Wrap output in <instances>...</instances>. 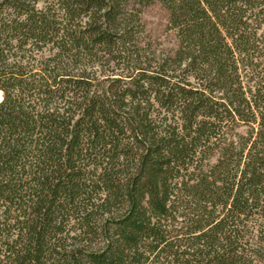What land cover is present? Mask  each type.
I'll list each match as a JSON object with an SVG mask.
<instances>
[{
	"label": "trees",
	"instance_id": "16d2710c",
	"mask_svg": "<svg viewBox=\"0 0 264 264\" xmlns=\"http://www.w3.org/2000/svg\"><path fill=\"white\" fill-rule=\"evenodd\" d=\"M0 92V264H264V0H0Z\"/></svg>",
	"mask_w": 264,
	"mask_h": 264
},
{
	"label": "rangeland",
	"instance_id": "374dc122",
	"mask_svg": "<svg viewBox=\"0 0 264 264\" xmlns=\"http://www.w3.org/2000/svg\"><path fill=\"white\" fill-rule=\"evenodd\" d=\"M141 19L146 32L152 37L156 46L174 49L177 39L171 29H167L169 12L159 1L151 2L142 7ZM1 93V92H0Z\"/></svg>",
	"mask_w": 264,
	"mask_h": 264
},
{
	"label": "bare ground",
	"instance_id": "6f19581e",
	"mask_svg": "<svg viewBox=\"0 0 264 264\" xmlns=\"http://www.w3.org/2000/svg\"><path fill=\"white\" fill-rule=\"evenodd\" d=\"M1 94V93H0Z\"/></svg>",
	"mask_w": 264,
	"mask_h": 264
}]
</instances>
